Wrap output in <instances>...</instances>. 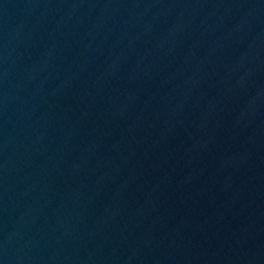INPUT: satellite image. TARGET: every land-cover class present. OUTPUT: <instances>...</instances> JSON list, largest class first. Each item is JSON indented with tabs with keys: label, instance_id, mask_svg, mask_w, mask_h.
Returning a JSON list of instances; mask_svg holds the SVG:
<instances>
[{
	"label": "water",
	"instance_id": "1",
	"mask_svg": "<svg viewBox=\"0 0 264 264\" xmlns=\"http://www.w3.org/2000/svg\"><path fill=\"white\" fill-rule=\"evenodd\" d=\"M0 264H264V0H0Z\"/></svg>",
	"mask_w": 264,
	"mask_h": 264
}]
</instances>
